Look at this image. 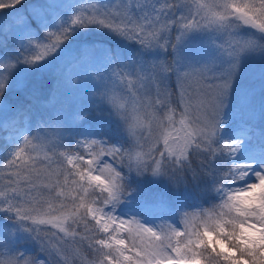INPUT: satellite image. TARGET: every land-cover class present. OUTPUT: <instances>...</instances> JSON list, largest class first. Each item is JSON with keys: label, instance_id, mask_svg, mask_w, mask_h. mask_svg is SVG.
Listing matches in <instances>:
<instances>
[{"label": "snow or ice", "instance_id": "1", "mask_svg": "<svg viewBox=\"0 0 264 264\" xmlns=\"http://www.w3.org/2000/svg\"><path fill=\"white\" fill-rule=\"evenodd\" d=\"M6 10L0 264H264V0ZM91 31L135 51L66 49Z\"/></svg>", "mask_w": 264, "mask_h": 264}, {"label": "rangeland", "instance_id": "2", "mask_svg": "<svg viewBox=\"0 0 264 264\" xmlns=\"http://www.w3.org/2000/svg\"><path fill=\"white\" fill-rule=\"evenodd\" d=\"M28 1L29 0H27V2ZM14 14H15L14 10H6L4 12H0V22L11 19L14 16ZM82 40L100 41L104 45L111 46L117 52H124L128 54H131L133 51H135L136 48L135 45L128 44L124 41L115 39L106 32L91 31L83 35H78L73 42H70L66 45V49L75 50L79 48L80 42ZM21 71H23V68H21ZM55 107L59 108L60 103H56ZM12 134L13 133L10 128L0 127V141L6 140L7 137ZM155 185L156 183H153L150 180H144L141 182L140 188L143 187L147 189L150 193H153L152 187H154ZM159 192H165V194H167L169 198H173L174 201L176 200L177 202H183L186 204L192 203L196 198H198L201 195V193H198L197 195H189L188 191H186L183 187L180 188L168 187L163 183H161ZM205 206L207 207V205ZM133 210L135 211L136 209ZM125 211H128V209L126 208Z\"/></svg>", "mask_w": 264, "mask_h": 264}]
</instances>
